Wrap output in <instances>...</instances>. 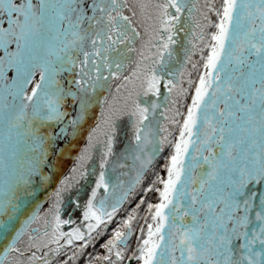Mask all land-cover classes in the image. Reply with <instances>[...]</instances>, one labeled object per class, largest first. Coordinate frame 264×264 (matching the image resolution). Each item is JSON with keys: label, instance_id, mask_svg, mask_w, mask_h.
<instances>
[{"label": "snow or ice", "instance_id": "6c2138e0", "mask_svg": "<svg viewBox=\"0 0 264 264\" xmlns=\"http://www.w3.org/2000/svg\"><path fill=\"white\" fill-rule=\"evenodd\" d=\"M0 264H264V0H0Z\"/></svg>", "mask_w": 264, "mask_h": 264}, {"label": "flooded vegetation", "instance_id": "af4514ba", "mask_svg": "<svg viewBox=\"0 0 264 264\" xmlns=\"http://www.w3.org/2000/svg\"><path fill=\"white\" fill-rule=\"evenodd\" d=\"M82 141L84 142V140H81L80 143L77 144L79 148H82V143H83ZM77 145L73 146L70 154L64 157L63 162L60 165V172L57 174V179L54 181L52 185V191H54V187L56 183H58V179H62L63 176L70 174V169L74 164V158L78 154V151H76Z\"/></svg>", "mask_w": 264, "mask_h": 264}, {"label": "rangeland", "instance_id": "374dc122", "mask_svg": "<svg viewBox=\"0 0 264 264\" xmlns=\"http://www.w3.org/2000/svg\"><path fill=\"white\" fill-rule=\"evenodd\" d=\"M180 55H181V59L183 58V54H182V50H181V53H180ZM194 59H198V56L197 57H194ZM165 93H166V90H165ZM124 131H127V129H124ZM124 139H125V137H124V134H123V131H122V133H121V141H122V143H121V145H120V147H123V141H124ZM83 140V139H82ZM83 142V141H82ZM84 144H85V141L82 143V147L84 146ZM78 148H79V146L77 145L76 146V151H78ZM163 155H167V149L165 150V153L163 154ZM163 155L157 160V167H158V170L160 169V168H162V166H163ZM160 163V165H158ZM161 173V172H160ZM81 199H83V197H81ZM155 200H156V197L155 196H151L150 197V202H152V203H155ZM144 213L142 212L141 213V215H143ZM66 215H72V216H75L76 215V213H75V211L73 210V209H71V208H68L67 209V211H66ZM122 215V214H121ZM120 217H118V219H119ZM141 224H142V221H141ZM115 226V225H114ZM135 238V237H134ZM134 241H135V239H133V243H134Z\"/></svg>", "mask_w": 264, "mask_h": 264}, {"label": "water", "instance_id": "95a60500", "mask_svg": "<svg viewBox=\"0 0 264 264\" xmlns=\"http://www.w3.org/2000/svg\"><path fill=\"white\" fill-rule=\"evenodd\" d=\"M50 187V186H49ZM49 187L47 189H42L38 192V198L41 202L48 199V197L51 195V191H49ZM46 206V205H45Z\"/></svg>", "mask_w": 264, "mask_h": 264}, {"label": "bare ground", "instance_id": "6f19581e", "mask_svg": "<svg viewBox=\"0 0 264 264\" xmlns=\"http://www.w3.org/2000/svg\"><path fill=\"white\" fill-rule=\"evenodd\" d=\"M31 200V198H27L26 200H21V211H24L27 208V202ZM12 224H15V221L10 222L9 228L12 226Z\"/></svg>", "mask_w": 264, "mask_h": 264}, {"label": "trees", "instance_id": "16d2710c", "mask_svg": "<svg viewBox=\"0 0 264 264\" xmlns=\"http://www.w3.org/2000/svg\"><path fill=\"white\" fill-rule=\"evenodd\" d=\"M193 79H195V75H193ZM158 165H160V163H159ZM160 174H161V175H165V173H163V172H161ZM156 202H158L157 198H156V200H155V203H156ZM133 239H135V238H133Z\"/></svg>", "mask_w": 264, "mask_h": 264}]
</instances>
